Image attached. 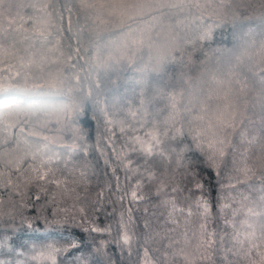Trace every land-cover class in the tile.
I'll list each match as a JSON object with an SVG mask.
<instances>
[{"label": "snow or ice", "instance_id": "obj_1", "mask_svg": "<svg viewBox=\"0 0 264 264\" xmlns=\"http://www.w3.org/2000/svg\"><path fill=\"white\" fill-rule=\"evenodd\" d=\"M101 120L105 166L140 178L133 202L154 186L174 225L153 234L161 216L146 207L141 243L121 213L122 254L135 244L138 264H264V0H0V264L111 258L112 226L89 223L86 196L79 218L31 215L20 190L76 192L57 173L94 174ZM201 171L220 184L216 204Z\"/></svg>", "mask_w": 264, "mask_h": 264}, {"label": "trees", "instance_id": "obj_2", "mask_svg": "<svg viewBox=\"0 0 264 264\" xmlns=\"http://www.w3.org/2000/svg\"><path fill=\"white\" fill-rule=\"evenodd\" d=\"M117 135L119 133L117 132ZM100 141L97 151V141ZM107 141V136L105 135V128L103 126V121L101 120L100 124L97 125L95 121L92 122L91 127V139L89 144L93 147V156L97 162V167L95 168L94 174L90 173L89 179L84 180L80 177L79 172L75 171L72 167L63 170V175L58 172L57 175L62 179H67L68 187L70 189H76V192H73L69 195L65 191L64 187L61 186L57 188L54 184H47L43 187L38 183H33L29 185L26 189L22 185L21 192L27 191V194L32 197L28 202L29 207L24 209L25 214L35 215V210L38 209L42 212H50L53 207L57 209H68L71 215H75L79 218V207L81 206L82 201H76L75 195L77 192L83 198L86 196L87 204L86 210L88 213L89 223H95L101 228H105L109 225L112 226V232L110 236H105V240L111 241L108 248L110 259L105 261V264H138L137 257L135 255V244L133 245V254L129 257L128 250L125 248L123 254L117 248L116 242L120 238V229L119 221L121 213H124L125 221L129 220V210L131 211V224L129 231L135 233V237L143 241V223L146 217L145 208L149 209L147 216L151 217L153 213L156 216H161V214L166 215V209L162 207H157L160 201L154 195L155 188L145 187L144 194L149 198L150 202H133L131 200L130 193L133 190L138 179V176H133L131 173L126 174L122 169H117L113 172V167H116L115 163H112L111 166H105L104 163V147ZM107 154L111 155V149L107 150ZM179 178V177H178ZM200 178L205 184L206 193H210L213 204L217 203V196L220 193V184L217 181V178L214 173L211 175L207 171H201ZM15 179V178H14ZM119 185V187H117ZM191 186V185H189ZM86 189V190H85ZM17 203L21 202V197L15 196V192L11 193ZM187 192L183 193L180 197L181 201L183 195H186ZM228 194V190L225 189V195ZM36 195L40 196L39 201L35 199ZM199 195V193H195ZM9 192H5L4 199L7 202ZM123 198V199H122ZM195 196L193 197V199ZM75 204V208L73 205ZM32 205H35V209L32 208ZM65 213L61 211L60 215L63 216ZM22 217L17 215L15 220V225L17 228L20 227L19 221ZM193 221H197L196 217L192 218ZM12 222H6L5 227H10ZM164 225V219L161 216V219L158 221L153 219V234L156 232L163 235L168 228L174 227V225L169 224L166 227ZM184 226V218L181 217V229ZM34 228H39L43 230V223L34 225ZM32 234L25 226L24 232L21 233L22 236ZM160 238L157 237L154 242V246H159Z\"/></svg>", "mask_w": 264, "mask_h": 264}]
</instances>
